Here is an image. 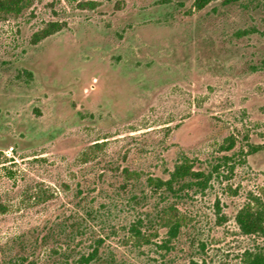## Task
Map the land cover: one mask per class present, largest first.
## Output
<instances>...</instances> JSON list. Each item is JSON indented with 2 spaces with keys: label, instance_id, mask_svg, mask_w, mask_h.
<instances>
[{
  "label": "rangeland",
  "instance_id": "374dc122",
  "mask_svg": "<svg viewBox=\"0 0 264 264\" xmlns=\"http://www.w3.org/2000/svg\"><path fill=\"white\" fill-rule=\"evenodd\" d=\"M193 1L0 14V264H79L99 239L96 264H246L264 250L234 221L264 208V0ZM50 22L63 27L33 42ZM182 162L204 188H152ZM138 220L148 244L127 232Z\"/></svg>",
  "mask_w": 264,
  "mask_h": 264
},
{
  "label": "trees",
  "instance_id": "16d2710c",
  "mask_svg": "<svg viewBox=\"0 0 264 264\" xmlns=\"http://www.w3.org/2000/svg\"><path fill=\"white\" fill-rule=\"evenodd\" d=\"M31 0H0V14H18L23 8L30 4ZM68 2H74L76 0H67ZM212 0H194L193 6L197 10L203 9ZM224 5L234 4L241 0H218ZM94 4L91 2L77 3L76 6L80 9L86 7H92ZM63 25L59 22H50L43 28L39 33H36L33 37V42H38L46 37H49L62 29ZM228 144L226 150L233 146L231 139H228ZM123 172L128 179L127 169H123ZM186 179L190 180L188 182ZM148 182L152 185L154 190H162L167 195L177 194L178 191L182 190L184 187H189L188 183L194 182L200 188H204L205 180L204 175L201 172L193 171L192 167L187 162H182L174 166L173 170L169 174L168 179L162 180L159 178L148 179ZM160 226L162 228H167V236L171 239L176 237L180 223L178 217V210L170 206L166 210H163L160 215H158ZM234 221L240 230V232L245 236H259L264 238V208L258 207V205L246 204L241 207L234 218ZM141 222L138 220L132 223L127 228L130 233L137 240H142L144 244H148L149 241L145 235L141 232ZM96 244L92 246L90 252L83 254L79 257V264H96L100 261L98 255V247L101 244V240H96ZM246 264H264V250L256 253H252L248 256Z\"/></svg>",
  "mask_w": 264,
  "mask_h": 264
}]
</instances>
